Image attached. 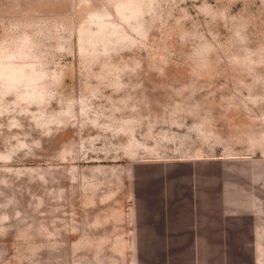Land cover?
I'll list each match as a JSON object with an SVG mask.
<instances>
[{"label":"rangeland","instance_id":"rangeland-1","mask_svg":"<svg viewBox=\"0 0 264 264\" xmlns=\"http://www.w3.org/2000/svg\"><path fill=\"white\" fill-rule=\"evenodd\" d=\"M190 154L264 155V0H0V264H132Z\"/></svg>","mask_w":264,"mask_h":264},{"label":"crops","instance_id":"crops-1","mask_svg":"<svg viewBox=\"0 0 264 264\" xmlns=\"http://www.w3.org/2000/svg\"><path fill=\"white\" fill-rule=\"evenodd\" d=\"M130 211L132 264H264V155L159 165Z\"/></svg>","mask_w":264,"mask_h":264},{"label":"bare ground","instance_id":"bare-ground-1","mask_svg":"<svg viewBox=\"0 0 264 264\" xmlns=\"http://www.w3.org/2000/svg\"><path fill=\"white\" fill-rule=\"evenodd\" d=\"M17 76H15V78H16Z\"/></svg>","mask_w":264,"mask_h":264}]
</instances>
